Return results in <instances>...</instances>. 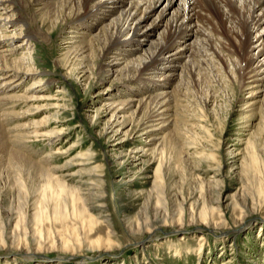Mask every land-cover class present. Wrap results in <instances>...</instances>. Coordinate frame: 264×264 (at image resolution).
<instances>
[{
	"label": "rangeland",
	"instance_id": "1",
	"mask_svg": "<svg viewBox=\"0 0 264 264\" xmlns=\"http://www.w3.org/2000/svg\"><path fill=\"white\" fill-rule=\"evenodd\" d=\"M27 12L33 13L30 10ZM44 30L50 34L48 41L35 42L30 50L37 62L34 69L47 72L48 80L52 81L47 84L44 100L30 105V108L21 101L0 103V127L4 132L5 145L0 142L1 166L3 163L1 171L12 173L11 177L4 175L2 178L4 185L0 197V228L3 220L8 222L13 219L12 230L18 220L19 189L14 180L17 170L8 169L7 151L26 153L34 160L50 153L51 147L45 137L23 139L21 142L15 140V136L24 134V131L36 130L39 126L44 133L65 128V134L60 136L61 142H58L60 144L54 146L51 167L66 171L71 169L66 168V165L72 161L74 167H83L84 172L94 179L102 178L106 195L96 206L105 207L102 217L108 218V221L102 219L90 235L89 242L72 253H66L61 248L40 253L33 239L23 238L16 246H12V241L8 240L7 245L0 247V264H264V168L262 171L257 163L246 161L249 159L248 148H251V151L259 154L264 166V132L260 129V124L264 122V85L254 88L256 95L252 96L251 86L238 84L233 90L225 75L217 77L219 75L214 74L211 87L206 81L196 89L189 84L182 89L185 93L180 99L179 96L173 99L170 114L163 117L165 122L159 125L163 129L157 126L149 135L147 126L141 122L144 110L138 109V100L146 102L150 97L165 91L143 94L132 99L131 105L113 118L111 122L115 123V130L122 125L121 131L114 134L109 127L106 128L111 114L107 113L105 106L111 104L112 99L131 97L126 91L130 86L117 92L112 85L117 74L103 78L97 66L98 53L85 49L84 52L80 51L87 44H82L79 30L73 29L75 33H69L70 29L62 23L56 24L55 28L48 25ZM156 38L157 34L149 39H138L142 47L135 50L132 58H140L149 53L150 43ZM65 55L69 56L66 65L57 64ZM261 73L259 78L264 77V67ZM178 80L177 75L167 89L168 92L178 85ZM28 85L29 82L24 83L13 94L22 95ZM176 101L181 107L187 108L177 112L174 105ZM203 102L208 103L204 116L200 107ZM175 111L177 114H174ZM6 113L24 115L17 118L13 116L12 119L3 116ZM56 114L57 118H53ZM174 119L178 120V125L174 124ZM183 123H187L191 133H197L196 139L190 134L184 136ZM128 130L130 133L125 136ZM251 139L258 141L255 150L251 145L248 147ZM185 142L190 143L189 150L184 149ZM148 144L146 149L149 151L138 150L135 152L137 158H131L136 145L141 147ZM180 145L184 149L182 155L178 153ZM155 147L160 151L152 154ZM90 156L92 160L88 161ZM145 162L150 163V168L142 169ZM246 163L251 164L248 170ZM159 165L166 173L170 212H177V206L182 203L187 209L195 203L201 210L204 198L200 194L199 182L202 180L207 185L203 195L209 204L217 206L221 198L223 209L213 213L211 225L206 224L204 217L200 216V210L196 211L194 222L190 220L192 215L188 212L181 223L184 226L177 223L179 215L174 217L175 223L165 221L163 208L159 209L160 214L154 218L157 201L150 194L153 192L155 171ZM33 176L27 181L31 187L27 204L30 217L35 213L41 197L36 189L41 187L42 180ZM70 184L82 186L85 183L75 177ZM99 187L95 188L100 190ZM82 189L86 193L87 185ZM233 199L236 201L233 202ZM95 201L92 198L89 204L93 206ZM147 205L152 210L149 220L151 228L145 219L139 222V226L132 221L135 216L143 213L142 208ZM129 219L133 223H129ZM67 224L72 226V222ZM56 227V231L67 233V225L62 226L57 222ZM226 230L230 233H226ZM99 239L102 240L101 248H96V245L95 249L89 248L91 242L95 243Z\"/></svg>",
	"mask_w": 264,
	"mask_h": 264
},
{
	"label": "bare ground",
	"instance_id": "2",
	"mask_svg": "<svg viewBox=\"0 0 264 264\" xmlns=\"http://www.w3.org/2000/svg\"><path fill=\"white\" fill-rule=\"evenodd\" d=\"M27 10L33 13L29 14ZM58 23L66 25L70 29L69 33H75L72 31L73 29L81 32V42L87 45L81 47L80 51L85 49L98 53L97 66L103 78L117 74L116 81L114 80L112 83L116 87L115 91L120 92L127 85L130 86L126 91L128 95L131 94V97L112 99L111 104L105 106L107 113L111 114L110 122L106 128L109 127L114 134L121 131L122 125L117 123L120 127L115 130V123L111 122L113 118L124 111L126 106H130L132 99H137L143 94L159 90L165 91L153 98L150 97L146 102L138 100V109L144 110L141 122L147 126L149 135L151 130L155 131L157 126L163 125L165 122L163 117L170 114L173 99L175 96H179L180 99L185 93L182 89L188 87L189 84L196 89L198 85L206 81L211 87L215 79L214 74L219 75L217 77L225 75L233 90L238 84L251 86L252 96L256 95L254 91L257 88L264 85V77L259 78L264 67V0H0L1 104L7 101L8 103L21 101L29 107L44 100L47 84L52 81L48 80L47 72L34 69L37 62L30 50L35 42L48 41L47 37L50 34L44 28L48 25L55 28ZM154 34H157V38L150 43L149 53H145L140 58H132L135 52L142 47L138 39H149ZM190 38L193 40L191 41ZM254 39L257 40L254 41ZM63 57L56 63L66 65L69 56ZM122 64L125 65L121 67ZM177 75L179 76L178 85L168 92L167 89ZM27 82H29V87L25 89V93L22 95L13 94L16 89H20ZM214 82L216 83V81ZM138 85L140 86L137 87ZM62 91L59 90V92ZM177 101L174 104L177 112L182 108H187L186 106L181 107ZM202 104L200 107H202L201 111L204 116L208 103L203 102ZM247 104L249 105V102H246ZM176 111L174 114H177ZM6 114L3 116L12 119L13 116L17 118L24 115ZM57 116L58 114L53 118H57ZM123 120L127 122V119L123 118ZM174 124L178 125L177 119H174ZM35 125H39V123ZM160 128L163 129V127ZM188 129L187 123H183L184 136L190 134L189 136L193 135L196 139L197 133L194 135ZM260 129L264 132V122L260 124ZM130 130L125 132V136L130 133ZM63 134H65V128L44 133L39 126L36 130L24 131V134L15 136V140L19 142L23 139L45 137L51 148L50 153L38 160L30 158L26 153L23 154L20 151H7L9 153L8 169L17 170L14 180L17 189H19V207L18 220L12 230L10 228L13 219L8 222L3 220L1 224L0 247L7 245L8 240L12 241L10 243L12 246H16L17 242L23 238L24 240L30 238L38 245L40 253L53 251L57 248H61L66 253H72L89 242L90 235L100 225L102 219L106 218L102 217L105 207L96 206L106 195L102 178L94 179L84 172L83 167H74L72 161L66 165V168L71 169L66 171L63 168L51 167L54 146L60 144L58 142ZM3 135V129L0 127V142L5 147ZM189 136L187 139H190ZM188 142L184 144L185 150H189L190 143ZM257 142L249 140L248 147L251 145L255 150L258 147ZM149 144L141 147L136 145L132 150L131 158H137L135 152L138 150L149 151L146 149ZM73 146L75 147L76 144ZM181 146L183 147V145L178 147L180 155L184 151ZM153 151L151 153L156 154L160 150L158 151V147H155ZM248 157L249 159L247 158L246 161L257 163L263 171V160L256 151H251V148H248ZM91 160L90 156L88 161ZM121 164L123 163L121 162ZM149 164V162H145L142 169L150 168ZM246 164V170H248L251 164ZM2 167L3 163L2 166L0 164V197H2L1 192L4 185L2 184L3 176L8 175L9 177L10 175L11 177L12 174L6 170L7 173L1 171ZM32 175L41 178L42 183L41 187L36 189L41 195L40 201L38 199L39 205L33 216L30 217L27 212V204L31 187L29 188L27 181ZM75 177H79L81 183L87 185L86 193H83L84 185L72 186L70 184ZM165 177L166 173L159 165L155 171L153 192L150 194V197L153 196L157 201L154 218L160 214L159 209L163 208L165 221L170 220L175 223L174 217L179 215L177 223L181 224L189 212L192 215L190 220L194 222L195 213L200 210L194 205L195 203L191 204L188 209L182 203L177 206V212H170L167 204ZM199 184L201 197L204 198L199 211L201 212L200 216L204 217L206 224L211 225L213 213L221 212L223 209L222 200L221 198L218 200L217 206L209 204L203 195L207 185L203 180ZM95 187L101 189L97 190ZM92 198L96 200L93 206L91 203L89 204ZM232 201L234 202L236 199ZM142 209L144 210L142 214L135 216L134 220L131 218L133 222L138 223V226L141 220L145 219L149 223L151 219L152 210L148 205ZM131 219H129V223H133ZM105 220L108 221V218ZM57 222H60L62 226L67 225V233L56 231ZM68 222H72V226L68 225ZM148 227H152L150 223ZM227 232L230 233L229 230H226ZM95 245L96 248H99L102 245V240L91 242L88 246L95 249Z\"/></svg>",
	"mask_w": 264,
	"mask_h": 264
}]
</instances>
